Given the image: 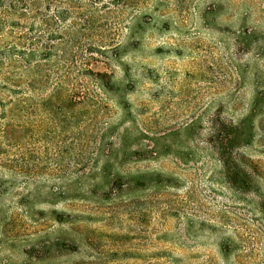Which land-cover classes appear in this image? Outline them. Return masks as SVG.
Listing matches in <instances>:
<instances>
[{"label": "rangeland", "instance_id": "obj_1", "mask_svg": "<svg viewBox=\"0 0 264 264\" xmlns=\"http://www.w3.org/2000/svg\"><path fill=\"white\" fill-rule=\"evenodd\" d=\"M55 1L0 42L37 50L0 93V264H264V0Z\"/></svg>", "mask_w": 264, "mask_h": 264}, {"label": "trees", "instance_id": "obj_2", "mask_svg": "<svg viewBox=\"0 0 264 264\" xmlns=\"http://www.w3.org/2000/svg\"><path fill=\"white\" fill-rule=\"evenodd\" d=\"M28 0H0V42L3 39H7L8 36L13 34L12 29L14 28H21L25 25L28 26L29 31H35V23L36 18L40 14L38 10L31 11V7H29ZM33 3L40 2L46 12H44L41 18L42 24L47 27L50 26V24L53 22V18L51 17L50 13V2L53 0H29ZM59 3V5H54L55 13L52 15L55 17H61L64 14H67V11L69 10L68 7L64 6V1H55ZM64 20V19H62ZM9 30V31H6ZM47 33L50 34V31L47 30ZM17 39L23 42H27L28 49H23L22 46H20L19 51L17 50L18 42L16 40H13V46H9L7 48H2V44L0 43V93L3 90H6L5 85L6 83L12 84L13 87H16L17 90L20 88V86H25L29 92H34V70H35V52H37L35 45H34V37L27 36V33H18ZM28 40V41H26ZM50 36L45 37V41H50ZM51 49V46L48 44L43 46V50L45 52L43 53V58H47L49 56V51ZM12 54H15L20 60L24 63L23 66L19 65L17 67H20L21 71L26 73L25 78L20 81H15L14 79H10L7 74L9 69H12L13 67H16L17 60L13 59ZM18 83V84H17ZM14 93H19L18 91H13ZM17 100V99H16ZM9 104L15 105V102H9ZM7 106V103L4 102V100L0 97V118H5V108ZM238 127L240 125H233L229 123L226 125L227 129L224 130H217L214 131L215 134V145L213 146V150H215V154L217 155L218 159L217 161L222 164V166H225L227 169V172L231 171V173H227L230 177V179L234 180L232 182H235V178L238 175V171L231 170V166L228 165V161L226 160L224 153L228 148H231V146H238L240 143L239 141H235V133L234 131L238 130ZM246 176V173L243 174ZM242 178V177H241ZM242 181L238 184H240L243 188H248L250 183V178L245 177V179H241ZM237 182V181H236ZM239 185V186H240Z\"/></svg>", "mask_w": 264, "mask_h": 264}]
</instances>
